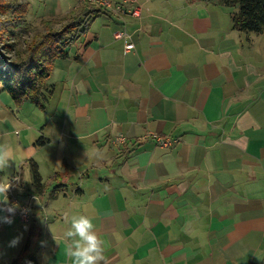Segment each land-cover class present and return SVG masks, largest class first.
Here are the masks:
<instances>
[{
    "label": "crops",
    "instance_id": "obj_1",
    "mask_svg": "<svg viewBox=\"0 0 264 264\" xmlns=\"http://www.w3.org/2000/svg\"><path fill=\"white\" fill-rule=\"evenodd\" d=\"M135 4L140 17L96 15L56 60L43 108L0 91V144L16 161L0 170L13 180L0 200L16 206L0 224V264L24 253L72 264L64 233L80 214L101 264H264V29L234 28L238 6L221 0L124 3Z\"/></svg>",
    "mask_w": 264,
    "mask_h": 264
},
{
    "label": "trees",
    "instance_id": "obj_2",
    "mask_svg": "<svg viewBox=\"0 0 264 264\" xmlns=\"http://www.w3.org/2000/svg\"><path fill=\"white\" fill-rule=\"evenodd\" d=\"M221 1L238 6L232 15L234 28L246 33L264 29V0ZM28 9V0H0V91L6 92L16 106L27 101L43 108L48 98L44 91L46 79L56 60L64 58L68 49L88 32L95 16L107 9L79 2L65 17L45 19L41 28L33 31ZM28 32L31 35L24 39V46L16 49L15 40ZM44 142L45 139L36 141L37 144ZM39 181L35 173L34 184ZM24 254L12 264H33L34 257Z\"/></svg>",
    "mask_w": 264,
    "mask_h": 264
},
{
    "label": "clouds",
    "instance_id": "obj_3",
    "mask_svg": "<svg viewBox=\"0 0 264 264\" xmlns=\"http://www.w3.org/2000/svg\"><path fill=\"white\" fill-rule=\"evenodd\" d=\"M14 160L10 148L6 144H0V170L9 166V161ZM16 162V161H15ZM18 168L19 165L17 164ZM20 181L19 176L15 178ZM13 187V180L5 176L0 180V194L7 196L9 189ZM36 201L37 196L35 197ZM5 205L0 207V212L8 215H0V224H11L16 213V206L8 205L7 199L0 200ZM21 237H16L9 242V247H16ZM64 240L67 244L66 254L72 259V264H101L103 261V242L98 237L92 219L87 215H73L70 219V227L64 233Z\"/></svg>",
    "mask_w": 264,
    "mask_h": 264
},
{
    "label": "built area",
    "instance_id": "obj_4",
    "mask_svg": "<svg viewBox=\"0 0 264 264\" xmlns=\"http://www.w3.org/2000/svg\"><path fill=\"white\" fill-rule=\"evenodd\" d=\"M77 3L79 2H88V3H93L99 6L104 7L105 9L116 13V14H123V13H130L133 16L136 17H140L141 15V5L140 4H135L133 5L131 8H128V6L124 5L125 1L127 0H115V1H111V0H76ZM133 1V0H130ZM115 34L117 36H121L126 34V32L124 30H117L115 32ZM129 37V35H128ZM134 47L133 42L128 41L126 43V48L132 49ZM152 138L162 147H167L170 146L172 144H174L177 139L176 138H171V137H162L159 136L157 134H153ZM117 139H119L121 142H124L126 140L124 135H120L117 137ZM12 190L11 188L8 191V194H11ZM27 211H28V207L25 204H19V209H18V213L20 214L22 219H27Z\"/></svg>",
    "mask_w": 264,
    "mask_h": 264
},
{
    "label": "rangeland",
    "instance_id": "obj_5",
    "mask_svg": "<svg viewBox=\"0 0 264 264\" xmlns=\"http://www.w3.org/2000/svg\"><path fill=\"white\" fill-rule=\"evenodd\" d=\"M60 1L61 0H44V1H42V0H31V5L29 7V13H28L27 17H28V19L31 22V28H32L31 30L32 31L34 29H36V28H41V22L43 21L41 19L46 18V17H58V16H60V15H62V14H64L66 12L65 11L63 13H59L58 15H52V14L48 13L47 10L49 9V7L50 6L58 7L59 5H56V4H60ZM65 2H66L65 4L63 2L61 3L62 5H60L57 8V11H63L62 10V6H64V5L67 6V7H69L68 5H70V6L74 5L76 0H65ZM222 4L226 5L224 2H222ZM33 5H35L34 11L32 9ZM231 8L233 10V7H231ZM236 10H237V8H236ZM38 13H39V15H38ZM32 23L34 25H32ZM59 25L60 24H57L56 26H59ZM30 35H31V32H28V33L23 35L22 39H16L15 40L16 49L21 48L22 46H24V39L29 37ZM5 41H8V40H5ZM10 43H11V40H10ZM12 56L14 57V54ZM27 213H28V211H27ZM17 214L21 218V216L18 213V211H17ZM27 219H28V216H27ZM21 220L24 221L26 219H22L21 218Z\"/></svg>",
    "mask_w": 264,
    "mask_h": 264
}]
</instances>
